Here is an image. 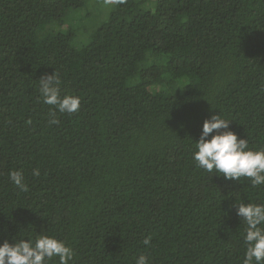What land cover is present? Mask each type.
I'll use <instances>...</instances> for the list:
<instances>
[{
    "label": "trees",
    "instance_id": "trees-1",
    "mask_svg": "<svg viewBox=\"0 0 264 264\" xmlns=\"http://www.w3.org/2000/svg\"><path fill=\"white\" fill-rule=\"evenodd\" d=\"M87 4L0 0V243L53 236L70 264H243L235 205H264V185L193 152L213 114L264 149V0H109L77 46L63 20ZM53 73L79 112L43 103Z\"/></svg>",
    "mask_w": 264,
    "mask_h": 264
},
{
    "label": "clouds",
    "instance_id": "clouds-1",
    "mask_svg": "<svg viewBox=\"0 0 264 264\" xmlns=\"http://www.w3.org/2000/svg\"><path fill=\"white\" fill-rule=\"evenodd\" d=\"M59 83L56 73L40 78L39 91L43 103L55 106L60 113L71 115L79 112V96H61ZM49 123L58 124L59 121L51 119ZM195 148L193 160L198 168L226 180L247 178L253 188L264 185V149H250L248 140L238 138L229 130V120L220 114L210 115L204 120ZM33 175L39 176V169H34ZM9 179L20 190H28L21 171H10ZM235 206L237 215L246 225L243 264H264V205L236 203ZM144 243L149 244V240L145 239ZM74 255L71 247L49 235H40L35 240L16 239L14 243L4 240L0 243V264H46L54 258H58V264H70ZM135 264H149L148 257L140 255Z\"/></svg>",
    "mask_w": 264,
    "mask_h": 264
},
{
    "label": "rangeland",
    "instance_id": "rangeland-1",
    "mask_svg": "<svg viewBox=\"0 0 264 264\" xmlns=\"http://www.w3.org/2000/svg\"><path fill=\"white\" fill-rule=\"evenodd\" d=\"M107 1L109 2V0H88L85 7L67 12L62 28L73 31L77 46L86 43L90 39V33L106 18Z\"/></svg>",
    "mask_w": 264,
    "mask_h": 264
}]
</instances>
